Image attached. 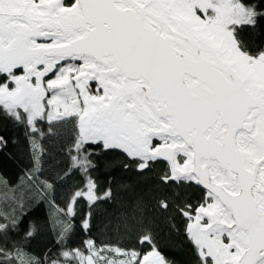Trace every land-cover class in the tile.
<instances>
[{
    "label": "snow or ice",
    "instance_id": "6c2138e0",
    "mask_svg": "<svg viewBox=\"0 0 264 264\" xmlns=\"http://www.w3.org/2000/svg\"><path fill=\"white\" fill-rule=\"evenodd\" d=\"M0 264H264V0H0Z\"/></svg>",
    "mask_w": 264,
    "mask_h": 264
},
{
    "label": "trees",
    "instance_id": "16d2710c",
    "mask_svg": "<svg viewBox=\"0 0 264 264\" xmlns=\"http://www.w3.org/2000/svg\"><path fill=\"white\" fill-rule=\"evenodd\" d=\"M16 133V130L13 129V128H9L6 130L5 134L6 135H14ZM8 151H13L15 152L16 149L13 148L11 145L9 146V148L5 149L4 152H8ZM18 172V168L16 167V164L15 163H10L8 165V175L10 177H15L16 173Z\"/></svg>",
    "mask_w": 264,
    "mask_h": 264
}]
</instances>
